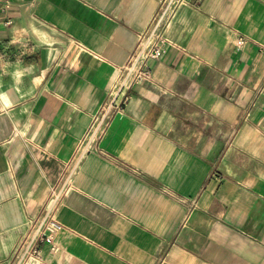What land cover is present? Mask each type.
Listing matches in <instances>:
<instances>
[{"label": "crops", "instance_id": "crops-1", "mask_svg": "<svg viewBox=\"0 0 264 264\" xmlns=\"http://www.w3.org/2000/svg\"><path fill=\"white\" fill-rule=\"evenodd\" d=\"M163 0H0V264H264V0H185L24 243Z\"/></svg>", "mask_w": 264, "mask_h": 264}, {"label": "built area", "instance_id": "built-area-1", "mask_svg": "<svg viewBox=\"0 0 264 264\" xmlns=\"http://www.w3.org/2000/svg\"><path fill=\"white\" fill-rule=\"evenodd\" d=\"M184 1L163 0L161 2L149 25L140 34L138 43L127 62L119 68L107 99L92 116L85 133L75 143L64 172L59 182L52 188L40 215L30 222L24 239L27 256H38L40 253L39 244H51L54 236L63 228L57 218V209L64 197L73 189L75 176L84 160L91 154H105L100 147V141L114 115L125 105L127 91L134 84L152 80L149 62L160 58L172 46L166 36V30L177 8Z\"/></svg>", "mask_w": 264, "mask_h": 264}]
</instances>
